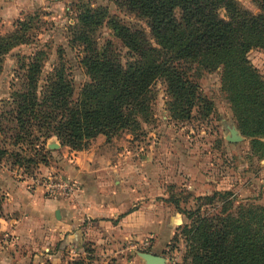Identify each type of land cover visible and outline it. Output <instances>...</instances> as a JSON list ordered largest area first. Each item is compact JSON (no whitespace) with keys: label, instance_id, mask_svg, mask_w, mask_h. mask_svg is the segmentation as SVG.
Segmentation results:
<instances>
[{"label":"trees","instance_id":"1","mask_svg":"<svg viewBox=\"0 0 264 264\" xmlns=\"http://www.w3.org/2000/svg\"><path fill=\"white\" fill-rule=\"evenodd\" d=\"M120 11L143 21L145 28L108 18L101 8H84L69 29L71 45L80 48L78 64L88 78L74 98V88L62 63L43 76L44 53L18 57L7 102L0 110V161L12 166L46 164V141L82 151L99 135L110 141L119 132H138L151 122L153 88L165 86V108L171 119L207 117L212 103L193 79L195 71H221V83L241 135L252 147L264 138V80L248 59L264 52V0H253L258 13L241 9L235 0H107ZM223 9L226 19L219 16ZM107 22L114 41L101 47L97 29ZM30 21L0 36L3 58L27 44ZM116 42V43H115ZM118 44L127 51L122 62ZM8 145L12 149L6 147ZM27 152L32 156H26ZM231 192L195 199L181 210L188 224L177 228L182 239L181 264H264V207L233 209ZM68 264H94L90 252Z\"/></svg>","mask_w":264,"mask_h":264},{"label":"rangeland","instance_id":"2","mask_svg":"<svg viewBox=\"0 0 264 264\" xmlns=\"http://www.w3.org/2000/svg\"><path fill=\"white\" fill-rule=\"evenodd\" d=\"M235 2L251 14L258 13L253 0ZM84 8L105 9L108 18L146 27L107 0H0V36L11 33L19 21L31 22L29 42L3 58L0 110L9 99L18 57H28L35 51L44 53L43 76L58 63L57 53H61L77 97L88 78L78 64L80 48L71 45L69 29ZM218 13L226 19L223 9ZM95 35L99 47L105 41H114L106 21ZM116 45L125 63L127 51ZM248 59L264 80V52L251 51ZM192 75L201 94L212 103L207 117L193 110L191 119H171L165 108V86L158 81L153 88L151 122L143 123L138 132L124 130L110 141L104 138L100 142L109 148L105 156L108 161L102 158L93 166L107 163L106 167L113 170L107 175L108 189L115 192V200L121 204L118 218L123 220L116 224V230L94 228L80 250L60 249L55 227V219L60 217L54 219L49 204L79 197L82 183L74 174L82 170V163L75 158L82 159L92 142L77 152L60 147L55 138H50L45 145L46 164L35 167L0 161V264H68L85 258L84 250L90 252L94 264H145L144 254L159 257L162 264H181L184 243L173 237L188 221L175 203L181 210H189L198 197L231 192L233 209L246 204L264 207V138L257 137L260 144L252 147L251 139L237 129L220 70L195 71ZM233 136L239 140L231 141ZM25 155L30 157L32 153ZM101 185H106L103 179ZM131 208L134 213L126 219L129 217L122 214Z\"/></svg>","mask_w":264,"mask_h":264},{"label":"crops","instance_id":"3","mask_svg":"<svg viewBox=\"0 0 264 264\" xmlns=\"http://www.w3.org/2000/svg\"><path fill=\"white\" fill-rule=\"evenodd\" d=\"M104 138L99 135L91 141L92 144L86 154L81 157L82 159L79 156L75 158L77 162L82 163V170L74 174V177L82 183L79 197L74 200H52L49 204L52 207L54 219L55 212L59 211L57 216L60 220L55 219V227L59 234L57 243H60L58 245L61 250L64 249L62 247L75 251L80 250L87 236L91 234L89 232H93L94 228L105 227L116 230L115 227L119 229L117 225H120L123 220L121 217L118 218L121 216V204L116 202L115 192L108 189L109 177L107 175L113 170L106 167L107 163L103 166H93L95 161L102 160V158L108 161L105 156L109 153V148L101 145ZM102 179L106 184L103 188L100 187ZM133 213L134 210L131 208L122 215L132 217ZM131 217L126 219H131Z\"/></svg>","mask_w":264,"mask_h":264},{"label":"water","instance_id":"4","mask_svg":"<svg viewBox=\"0 0 264 264\" xmlns=\"http://www.w3.org/2000/svg\"><path fill=\"white\" fill-rule=\"evenodd\" d=\"M231 141H237L239 140L236 136H233L231 139ZM57 216V213H56ZM145 264H162V260L159 257L150 255V254H144L143 255Z\"/></svg>","mask_w":264,"mask_h":264},{"label":"built area","instance_id":"5","mask_svg":"<svg viewBox=\"0 0 264 264\" xmlns=\"http://www.w3.org/2000/svg\"><path fill=\"white\" fill-rule=\"evenodd\" d=\"M70 190H72L71 188H69Z\"/></svg>","mask_w":264,"mask_h":264}]
</instances>
